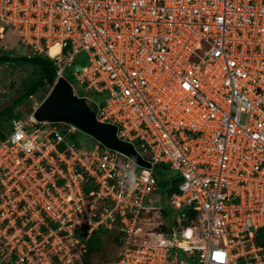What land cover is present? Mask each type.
Wrapping results in <instances>:
<instances>
[{
    "label": "built area",
    "instance_id": "built-area-1",
    "mask_svg": "<svg viewBox=\"0 0 264 264\" xmlns=\"http://www.w3.org/2000/svg\"><path fill=\"white\" fill-rule=\"evenodd\" d=\"M8 28L22 54L53 61L56 81L70 70L106 94L85 98L151 167L83 148L74 125L64 134L34 110L13 118L0 139V264H86L99 228L120 233L109 264H264V0H0L1 39ZM160 163L181 177L174 224L142 240L144 211L163 217L162 195L146 205Z\"/></svg>",
    "mask_w": 264,
    "mask_h": 264
},
{
    "label": "rangeland",
    "instance_id": "rangeland-1",
    "mask_svg": "<svg viewBox=\"0 0 264 264\" xmlns=\"http://www.w3.org/2000/svg\"><path fill=\"white\" fill-rule=\"evenodd\" d=\"M22 47L19 43L18 32L14 28H8L5 33V37L3 39L0 38V53L3 52H11L14 54H21ZM83 58V54L80 55L79 59ZM77 67V65H76ZM37 73L33 71V69L28 67H13L12 65L2 63L0 64V111L9 106V104L13 103V101L22 94L33 79L36 78ZM66 75L69 77V80L76 91L78 96L88 97L93 99L94 101L103 102L106 98V94H98L94 90H86L85 85L79 84L74 77L71 76V71L68 70ZM51 90V89H50ZM50 92V91H49ZM47 88H39L37 92H35L29 99H27L24 103L20 104L16 112L19 114L27 115L31 111H33L37 105H39L44 98L47 96L46 93H49ZM91 110L96 111L97 106L95 104H90ZM8 120L5 117L1 119L2 128H5L8 124ZM61 129H63V133L66 134L67 128L69 124L57 123ZM77 132L74 135H69L68 138L72 141L77 142L80 146L86 149H100V144L97 140L92 137L90 134L84 132L83 130L77 128ZM9 133V132H8ZM169 174V173H168ZM167 174V175H168ZM175 172L170 171V177L173 179L175 177ZM162 192L159 191L158 195L153 196V203H146L149 206L160 207L162 205L161 202ZM163 215V214H162ZM143 216L148 220L147 223L142 222L143 233H141L140 239L149 238L148 232L152 230H156L157 224L159 222H168V226H171L173 223L166 217H160L158 210H151L149 212L144 211ZM115 236H117L116 232H104L101 234V247L100 250L93 252L86 258V264H109L113 262L116 257L121 253V244L115 241ZM184 259L188 260L186 254L180 250H171L170 258ZM190 264H197L196 261L190 260Z\"/></svg>",
    "mask_w": 264,
    "mask_h": 264
},
{
    "label": "water",
    "instance_id": "water-1",
    "mask_svg": "<svg viewBox=\"0 0 264 264\" xmlns=\"http://www.w3.org/2000/svg\"><path fill=\"white\" fill-rule=\"evenodd\" d=\"M91 109L86 98L76 94L71 82L61 77L54 82L34 112L40 121L72 124L90 134L102 146L127 155L139 166L151 167V163L139 154L133 143L118 137L116 125L98 121ZM258 238L264 242V229L259 232Z\"/></svg>",
    "mask_w": 264,
    "mask_h": 264
},
{
    "label": "trees",
    "instance_id": "trees-1",
    "mask_svg": "<svg viewBox=\"0 0 264 264\" xmlns=\"http://www.w3.org/2000/svg\"><path fill=\"white\" fill-rule=\"evenodd\" d=\"M6 63L12 65L13 67H28L33 69L34 72L37 73L36 78L32 80L26 90L20 94L13 103L9 104V106L3 108L0 111V139L5 138L9 132L10 123L13 118H18L24 116V114H19L16 112L17 107L24 103L27 99L30 98L39 88H47L48 92L52 88L54 82L56 81L57 73L56 66L53 61L46 56H32L28 57L25 54H14L11 52H3L0 53V64ZM77 67L83 65L82 62L76 63ZM73 77V74L71 73ZM68 80L69 77L67 76ZM70 81V80H69ZM48 93H46L47 95ZM91 106V105H90ZM5 117L6 120L10 121L6 125L5 128H2L1 119ZM170 171H172L168 165L160 163L155 166V176L158 182V189L162 192L164 207L162 210L163 216L171 220V209L169 205H167V198L175 191L179 190V184L181 182V177L179 175H175L172 179L170 177ZM169 173V174H168ZM168 174V175H167ZM90 187H87L88 190ZM191 217L195 218V212L191 213ZM174 224V221L171 220ZM172 224V225H173ZM168 222L162 226L164 230L168 229ZM104 232H116L117 236H115V241L120 244V233L118 229L107 230L104 228H99L92 232L91 236L87 240L88 252L86 254V258L91 255L93 252L100 250V245L102 242L101 234Z\"/></svg>",
    "mask_w": 264,
    "mask_h": 264
},
{
    "label": "bare ground",
    "instance_id": "bare-ground-1",
    "mask_svg": "<svg viewBox=\"0 0 264 264\" xmlns=\"http://www.w3.org/2000/svg\"><path fill=\"white\" fill-rule=\"evenodd\" d=\"M5 37V35L3 36V38Z\"/></svg>",
    "mask_w": 264,
    "mask_h": 264
}]
</instances>
